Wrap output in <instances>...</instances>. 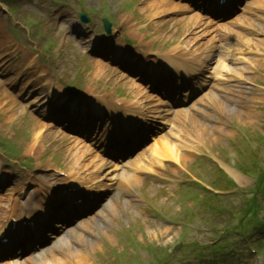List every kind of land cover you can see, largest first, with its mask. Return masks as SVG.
Wrapping results in <instances>:
<instances>
[{
  "label": "rangeland",
  "instance_id": "rangeland-1",
  "mask_svg": "<svg viewBox=\"0 0 264 264\" xmlns=\"http://www.w3.org/2000/svg\"><path fill=\"white\" fill-rule=\"evenodd\" d=\"M138 2V4H136L135 6V9L134 11H137L138 9L142 8L143 4H144V0H136ZM5 18L4 16H2L0 14V42L1 41H4L7 43V48L3 47L0 45V57L2 56V54L4 52L7 51H10L11 50V47H12V44L14 42V38H12V35L10 34L11 30L10 28L8 27V24L7 22L5 21ZM156 42V39L152 41L153 42ZM37 43V42H36ZM36 48H38L39 46L38 45H35L34 43H32ZM58 44L61 45V48H64L65 45L67 43H65V41L59 39L58 40ZM71 46V44H69ZM59 47V46H58ZM0 63L2 64V67H0V73L3 74V72L1 71L2 68H5L6 70L9 69V68H13L14 69V65H15V62L13 61L12 58H10V60H7L5 58H2L0 59ZM62 64V61L60 59V61L58 62V65L60 66ZM107 73V72H106ZM111 74H108L107 73V81H110L111 84H116L115 83V78L118 77L117 79H119V85L123 86V87H129L130 86V83L126 80H124L123 78H121L119 75H113L112 77H110ZM12 76H15L16 77V72L12 75ZM24 78V77H23ZM0 82H1V76H0ZM3 88V87H2ZM6 92H8L5 88H3ZM4 92H0V95L3 94ZM9 93V92H8ZM18 104V103H17ZM19 106V104H18ZM20 107V106H19ZM25 118V117H24ZM31 118L28 117V125L30 126L31 125V122H30ZM18 126H20V123L18 122L17 123ZM17 126V127H18ZM8 129L10 127H7ZM45 129L44 128V140L46 141V143L49 144L50 147H59L60 148V153L58 154V157L64 161L62 158L66 159L65 157H67V155H71V156H74L72 153L76 152L77 149H76V146L74 145V143L70 142L69 140H67L66 138L62 137L59 133L57 132H54V131H46L45 132ZM22 136H19L18 138H21ZM219 140L218 139H214V142H218ZM70 152H69V151ZM80 153V152H79ZM72 158H76V157H72ZM66 161V160H65ZM64 161V162H65ZM80 160H77V162H79ZM167 242V241H166ZM165 243V242H164ZM163 243V244H164Z\"/></svg>",
  "mask_w": 264,
  "mask_h": 264
},
{
  "label": "bare ground",
  "instance_id": "bare-ground-1",
  "mask_svg": "<svg viewBox=\"0 0 264 264\" xmlns=\"http://www.w3.org/2000/svg\"><path fill=\"white\" fill-rule=\"evenodd\" d=\"M150 7H154V5L151 3L150 4ZM190 17L191 18H193V19H195V20H202V18L201 17H199L198 15H190ZM228 33V32H227ZM227 33H226V35H227ZM226 45H224L223 47H220V52H222L223 51V49H224V47H225ZM119 52V48H118V50H117V53ZM116 53V54H117ZM193 55H195L196 57H198V54L196 53V51H194L193 52ZM230 57V61H234V59L237 57L236 55L235 56H233L232 54L229 56ZM225 68H227V67H225ZM3 109H4V111L6 112V117L5 118H7L8 117V113L10 112V107H6L5 105L3 106ZM35 135L36 136H39V135H41V131H38V132H35ZM169 142L170 141H168V140H164L163 141V143L160 145V147H161V149H159V148H157V149H159V151H161V150H165L164 152L167 154V155H170V151H172L173 150V147H172V145L171 144H169ZM168 144V145H167ZM157 149H155L154 151L155 152H157ZM81 151V152H80ZM80 151H76V152H74V153H72L74 156H68V157H66V159L67 160H69L71 157H76V158H71V162L72 163H70V164H75L77 167H78V169H80V170H86L88 167H92V166H90L89 164H90V162H88V163H84L85 162V160L87 159V156H86V154H89L90 152L87 150V149H81L80 148ZM158 151V152H159ZM80 152V153H79ZM86 152H88V153H86ZM164 152H162L161 153V156L164 154ZM85 153V154H84ZM156 157H157V155L156 154H152V155H150L149 156V159L151 160V161H154L155 159H156ZM184 159L185 158V156L184 157H182V155H179V158H176L178 161L179 160H181V159ZM77 160H80L81 162L79 163V162H77ZM92 161V160H91ZM101 166V164L98 166V168ZM94 167V171H96L95 170V165L93 166ZM97 172V171H96ZM127 180V179H126ZM5 181H8L7 179H5ZM8 183L9 184H12L13 183V180H9L8 181ZM26 203H27V205L28 206H30L31 204H33V199L32 198H27L26 199ZM13 204L15 205V202H13ZM13 206V205H12ZM13 209V208H12ZM36 264H49V263H47V262H44V261H40V262H38V263H36ZM74 264V263H73Z\"/></svg>",
  "mask_w": 264,
  "mask_h": 264
}]
</instances>
